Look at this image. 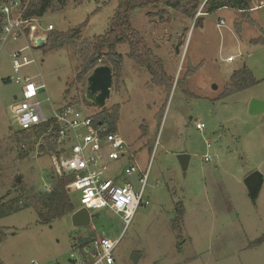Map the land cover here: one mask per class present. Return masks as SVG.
Listing matches in <instances>:
<instances>
[{"label": "rangeland", "instance_id": "374dc122", "mask_svg": "<svg viewBox=\"0 0 264 264\" xmlns=\"http://www.w3.org/2000/svg\"><path fill=\"white\" fill-rule=\"evenodd\" d=\"M205 1L199 0L194 19L172 10L163 18L152 8L132 12V26L162 60L165 76L157 83L129 58L128 44L119 43L121 75L118 85L112 80L102 108L85 98L86 79L74 78L83 49H93L117 0L71 1L46 11L42 25L66 31L83 24L81 36L60 49H33L37 66L20 71L45 83L43 108L48 95L55 107L68 102L87 114L119 105L118 133L140 165L150 164L142 204L127 225L109 208L91 211L86 225H77L70 213L40 223L44 187L54 186L57 177L47 151L37 146L39 136H25L12 119L20 85L9 79L10 52L21 43L0 47V200L13 199L16 207L0 218V264H73L71 254L78 258L79 245L94 236H119L114 264H264V112H249L252 99L264 101V0H252L250 7L260 6L246 12L224 7L211 13ZM197 17L202 21L195 25ZM243 67L256 82L224 94L233 72ZM181 153L189 155L186 169ZM127 163H110L109 175H121ZM254 170L263 175L255 198L244 184ZM69 196L76 203L74 190ZM179 204L180 235L170 224Z\"/></svg>", "mask_w": 264, "mask_h": 264}, {"label": "built area", "instance_id": "2783aa9c", "mask_svg": "<svg viewBox=\"0 0 264 264\" xmlns=\"http://www.w3.org/2000/svg\"><path fill=\"white\" fill-rule=\"evenodd\" d=\"M29 0H5L0 3V47L6 42H20V46L10 52L12 73L9 77L20 85V94L15 95L10 105L12 119L20 130H39L37 146L46 148L47 142L54 149L48 150L54 175L69 177L66 184L69 191L76 192V203L91 211L111 209L119 215L125 225L129 224L134 211L142 204V197L150 164L144 167L136 160L135 151L118 131H111L107 124L93 120L94 114L77 109L72 103L55 107L49 95L48 108H43L39 99L45 91L42 79L34 81L29 76L19 75L25 65L37 66L33 49H38L37 40L45 38L53 30L52 24L42 25L41 17L26 16ZM256 5L250 9L259 7ZM249 9V10H250ZM202 14V12L197 15ZM206 14V13H205ZM44 42V43H45ZM197 128L204 125L196 122ZM126 158L128 163L122 174L112 173L110 163ZM205 160L209 156L204 157ZM45 192L52 189L47 184ZM75 210V211H76ZM116 239L92 237L79 245L78 258L71 254L73 264H114L113 251L119 244Z\"/></svg>", "mask_w": 264, "mask_h": 264}, {"label": "trees", "instance_id": "16d2710c", "mask_svg": "<svg viewBox=\"0 0 264 264\" xmlns=\"http://www.w3.org/2000/svg\"><path fill=\"white\" fill-rule=\"evenodd\" d=\"M5 0H0V3ZM74 2L75 5H79L83 0H29L27 9L25 11L26 16L43 17L46 11L60 10L64 5ZM117 6L114 9L113 15L109 18L108 27L103 34L96 37V41L92 50L88 47L84 48L81 56V63L78 68V73L74 78V82L87 78L92 72V69L98 66L100 63H106L112 70V80L118 85V80L121 75V61L122 54L116 52V46L121 42H126L129 47V58L137 65L146 67V69L153 75V79L156 82L162 81L165 72L162 67V60L159 57H155L152 51L146 46L145 39L142 34L136 30L131 24L132 12L137 8L157 9L156 14L163 18L165 15H169V10L181 12L189 18L194 19L195 10L199 5V0H117ZM252 0H206V13H211L213 10L219 8H233L243 12L250 9V2ZM202 18L195 20V25L199 24ZM83 24L68 29L66 31L51 30L48 32L47 40L41 48L43 51L60 49L64 46L74 45L75 41L81 36V26ZM1 29V24H0ZM105 49V51H102ZM256 80L253 78L251 71L243 67L235 70L231 75V81L228 83V87L225 89L224 94L231 93L250 87ZM72 84V83H71ZM120 108L118 104H115L111 109H102V111L93 115L95 123H105L111 131H117V122L119 119ZM39 130H20L21 133L29 134V132L39 136L41 131ZM40 150L48 151L54 149L53 145L47 142L46 148L39 146ZM52 189L44 193V197L41 198V208L43 210L38 211V218L40 223L48 224L50 221L59 218L67 213H71L76 210L77 205L69 196V188L67 183L70 181L69 177L55 178ZM14 200L4 201L0 200V218L9 215L16 210V207L12 205ZM183 219V207L179 204L175 210V216L171 219V228L178 235L181 232V225ZM2 227L0 226V241L3 235Z\"/></svg>", "mask_w": 264, "mask_h": 264}, {"label": "water", "instance_id": "95a60500", "mask_svg": "<svg viewBox=\"0 0 264 264\" xmlns=\"http://www.w3.org/2000/svg\"><path fill=\"white\" fill-rule=\"evenodd\" d=\"M45 42V38H39L37 40L38 47H41ZM112 70L107 64H100L92 69V72L86 78L85 85V98L96 105L98 108L104 106L106 99L109 98L112 86ZM249 112L260 113L264 112V101L258 99H252L249 103ZM189 155L186 153H181L178 155L179 163H181L182 169L187 168V161ZM263 175L259 170H254L244 178V184L247 188V191L250 195L255 198V195L258 192L260 185L263 182ZM16 181H19V177L16 178ZM86 215V220L84 225L90 223V217L87 209L81 208L77 211H74L72 214V219L75 222L76 217L80 215ZM77 223V222H76Z\"/></svg>", "mask_w": 264, "mask_h": 264}, {"label": "crops", "instance_id": "0c3cea01", "mask_svg": "<svg viewBox=\"0 0 264 264\" xmlns=\"http://www.w3.org/2000/svg\"><path fill=\"white\" fill-rule=\"evenodd\" d=\"M15 97V96H14ZM132 148V147H131ZM135 151V150H134ZM135 155H136V151H135ZM78 210V209H77ZM76 210V211H77ZM75 211V210H74ZM73 211V212H74ZM73 212H71L70 214L72 215L73 214ZM89 214V213H88ZM89 217L91 218V216L89 215ZM85 220H86V215H84V214H82V215H80L79 217H76V219H75V222H77V225H84L83 223H85ZM82 244V243H81ZM80 244V245H81Z\"/></svg>", "mask_w": 264, "mask_h": 264}]
</instances>
